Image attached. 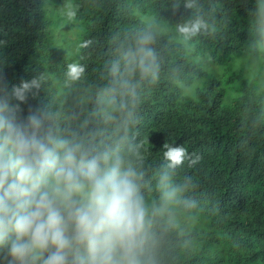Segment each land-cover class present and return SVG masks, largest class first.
Listing matches in <instances>:
<instances>
[{"label":"trees","instance_id":"16d2710c","mask_svg":"<svg viewBox=\"0 0 264 264\" xmlns=\"http://www.w3.org/2000/svg\"><path fill=\"white\" fill-rule=\"evenodd\" d=\"M71 1L84 28L74 53L67 56L53 43L43 0H0V69L9 85L43 75L39 95L29 104L44 108L61 135L78 133L94 142H111L126 134L128 142L142 144L147 202L159 196L158 179L167 164L165 143L202 157L192 167L185 161L172 179L181 184L191 178L182 195L186 203L177 207L198 212L204 227L185 230L161 220L156 227L157 264H264V90L252 92L239 75L231 74L227 81H238L231 85L235 96L228 97L215 78L193 97L183 95L181 85L190 84L202 69L188 60L181 44L143 19L152 16L153 24L176 29L201 18L207 30L188 39L193 51L223 65L245 53L264 52V0ZM186 3L193 7L186 8ZM150 25L157 33L151 47L158 77L138 88L133 122L126 133H117L113 123L105 122L111 64ZM83 40L92 43L80 49ZM73 62L85 65L78 81L66 76ZM53 79L64 85L60 96ZM22 107L27 115L28 105Z\"/></svg>","mask_w":264,"mask_h":264},{"label":"clouds","instance_id":"9594fccd","mask_svg":"<svg viewBox=\"0 0 264 264\" xmlns=\"http://www.w3.org/2000/svg\"><path fill=\"white\" fill-rule=\"evenodd\" d=\"M65 15L76 17L72 5ZM176 30L188 40L207 25L197 17ZM156 36L151 25L139 30L111 64L105 122L117 133L133 122L138 88L158 77L151 47ZM91 43L83 40L79 48ZM84 73L81 63L67 65L72 81ZM43 80L41 75L10 86L0 69V264H157L156 227L186 203L182 195L193 183L189 178L176 184L172 175L185 161L192 167L202 157L165 143L159 201L149 205L142 192L143 145L128 142L126 134L111 142L59 134L47 111L29 104ZM22 105H28L27 115Z\"/></svg>","mask_w":264,"mask_h":264},{"label":"rangeland","instance_id":"374dc122","mask_svg":"<svg viewBox=\"0 0 264 264\" xmlns=\"http://www.w3.org/2000/svg\"><path fill=\"white\" fill-rule=\"evenodd\" d=\"M66 5L74 4L71 0H64L63 2H56L54 0H43L42 14L43 18L48 22V30L53 37V43L67 56L69 53H74L79 40L80 34L83 31L84 24L80 19L75 17L69 20L65 15ZM143 19L151 24L155 29L166 34L167 38L178 42L184 48V53L189 61L199 64L203 73L192 79L188 85H181L182 94L188 97H193L196 89L202 88L211 78L218 79L220 85L227 90V96H235L238 94L233 87L238 84V81H227L229 76L239 75L244 80L252 92H260L264 90V52L257 54L245 53L233 59L227 64L217 65L210 61L209 57L198 56L194 53V44L185 40L177 30L171 25H157L153 24V17L146 16ZM53 90L56 96L64 93V85L59 80H52ZM233 87H232V86ZM226 103L225 100L222 102ZM264 120V117H263ZM157 200L148 201L149 205L158 203ZM167 222L173 223L177 227L185 230L192 228L204 227V218L198 212H191L185 209L176 207L173 214L164 218ZM262 264V263H256Z\"/></svg>","mask_w":264,"mask_h":264}]
</instances>
